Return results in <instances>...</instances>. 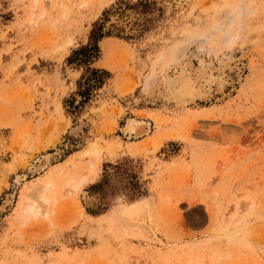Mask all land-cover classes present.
<instances>
[{"label":"rangeland","instance_id":"374dc122","mask_svg":"<svg viewBox=\"0 0 264 264\" xmlns=\"http://www.w3.org/2000/svg\"><path fill=\"white\" fill-rule=\"evenodd\" d=\"M94 26L89 67L109 77L77 108L67 58ZM221 55L223 94L177 105L169 79L217 75ZM129 119L151 133L129 138ZM0 264H264V0H0Z\"/></svg>","mask_w":264,"mask_h":264},{"label":"bare ground","instance_id":"6f19581e","mask_svg":"<svg viewBox=\"0 0 264 264\" xmlns=\"http://www.w3.org/2000/svg\"><path fill=\"white\" fill-rule=\"evenodd\" d=\"M53 1V0H51ZM59 3V2H58ZM57 5V3H55ZM59 5V4H58ZM58 9V8H57ZM239 20V19H238ZM239 25V24H238ZM229 30V29H228ZM229 31H232V30H229ZM228 32V31H227ZM229 34V32L227 33V35ZM232 34V32H231ZM224 36L223 38L225 37H228V36ZM235 36V35H234ZM201 37V36H200ZM204 37V35L202 36V38ZM231 36L229 35V38ZM221 38V37H220ZM228 39V38H227ZM232 39V38H231ZM200 41V40H199ZM225 41V40H224ZM203 42V41H202ZM227 42V41H226ZM193 43V42H192ZM65 44V43H64ZM66 45V44H65ZM219 45V44H218ZM225 44H223L224 46ZM62 46V45H61ZM64 46V45H63ZM220 46V45H219ZM68 48V47H67ZM216 50V48H215ZM181 51V50H180ZM179 51V52H180ZM178 52V53H179ZM182 52V51H181ZM210 52V51H209ZM217 52V51H216ZM220 52V51H219ZM177 53V54H178ZM207 53V52H206ZM175 54V53H173ZM176 54V56H177ZM182 55V54H181ZM172 56V55H171ZM180 56V55H179ZM222 56V55H221ZM175 56H173L174 58ZM185 55H182L181 58H184ZM172 59V58H171ZM175 59V58H174ZM180 60V58H178ZM183 60V59H182ZM176 61V60H175ZM179 62V61H178ZM177 62V63H178ZM186 62V61H185ZM218 62V61H217ZM232 60H231V57L230 56H222V58L219 59V62L217 63L218 64V67H219V71H215L217 73V75H214V69H213V64L212 62L210 63H206L207 65H204L202 66V70H201V73L198 72V74L194 75L193 73V77L192 75H190V73H187V70L185 69L186 68V64L188 65V63L185 64L184 66V60H183V72L181 71V73H179V75L177 76H173L172 78L169 79V85H168V90H169V94L172 98H174V100L177 102V105H184V104H190V103H194L195 101L197 100H203V99H209V97H211V94H212V87L214 86L215 87V92L218 94V93H222L224 91V88L227 86L228 83H232L233 82V78L231 76H229L228 74L232 73ZM182 63V62H181ZM234 63V62H233ZM179 64V63H178ZM189 66V65H188ZM237 66V64L235 65ZM181 67V68H182ZM185 67V68H184ZM217 67V66H216ZM217 67V68H218ZM234 67V66H233ZM215 68V69H217ZM234 70V68H233ZM163 71V70H162ZM190 72V71H188ZM226 72H229L227 73L226 75ZM200 74V75H199ZM199 75V76H197ZM195 76H197L196 78H194ZM200 77V78H199ZM148 84V82H146ZM145 84V85H147ZM165 91V90H164ZM223 94V93H222ZM151 124L149 122H146V121H140V120H136V119H129L125 125V128H123L126 133L129 135V138H133L135 140H139V139H142L143 137H145L146 135H149L151 133ZM125 133V132H124ZM117 143V142H116ZM118 146V145H117ZM95 147L92 146L91 144V153H94V152H98L99 154V151H95ZM96 154V153H94ZM97 155V154H96ZM98 158V157H97ZM43 164L40 165L38 163H36L34 165V169L37 170V171H40L43 169L44 166H46L49 162V157H46L44 160H43ZM36 171V172H37ZM97 173H98V168L94 165H91L90 168L88 169L87 171V174L85 175V177H81L82 180L80 183L78 184H72L73 181L71 183H69L74 189L73 190H77L80 188L82 184V182H93L95 180V178H97ZM51 180V179H50ZM72 180V179H71ZM49 182V181H48ZM40 183V182H39ZM51 182L49 183H44L42 184L39 188L38 187H32L33 189H31L30 191H28L26 194L24 192V198L23 201L21 202L22 203V210L21 212H23V215L21 216H24L23 218L25 217H28L34 213H37L36 211V208L35 206L38 204L39 207H47L48 205V202H49V198L46 197V190L50 189L51 187ZM36 184V182H35ZM62 184V183H61ZM85 184V183H84ZM90 184V183H89ZM35 186H39L38 182H37V185ZM69 186V185H68ZM67 186V187H68ZM83 187V186H82ZM46 192V193H45ZM81 193V192H80ZM84 194V192H83ZM82 194V196H83ZM143 202V201H141ZM140 203V202H139ZM144 206V205H143ZM48 208V207H47ZM137 208V207H136ZM39 212V211H38ZM39 215V213H37ZM120 213L119 211H114L112 213V220H118V218L120 217ZM111 221V220H110ZM112 224V223H111ZM116 225V224H115ZM241 229V228H240ZM240 229H234L231 230L233 231V233H231V235H236L238 233V231ZM228 231V230H226ZM230 232V230H229ZM236 232V234H235ZM230 234V233H228ZM230 235V236H231ZM238 235V234H237ZM229 238H234V236L230 237ZM232 238V239H233ZM232 239H229V240H232ZM236 239V238H234ZM233 241V240H232ZM234 242H238L234 240Z\"/></svg>","mask_w":264,"mask_h":264},{"label":"trees","instance_id":"16d2710c","mask_svg":"<svg viewBox=\"0 0 264 264\" xmlns=\"http://www.w3.org/2000/svg\"><path fill=\"white\" fill-rule=\"evenodd\" d=\"M105 37L107 38L108 36L106 34L105 35L102 34L100 29H96V26H94L89 36V43L86 46H82L79 49L74 50L72 54L69 56V58H67L68 65L77 64L78 67H83V66L85 67L84 73L80 77V80L77 82L79 88L77 96L83 99V101H81V104H79L77 108L87 103L90 100L91 92L100 88L103 85L106 78L109 77L108 72L95 70L89 67L90 64H92L94 61L99 59L100 50L98 47V43L100 42V40H102ZM87 74H90L89 77L87 76ZM82 81L84 82L83 85L85 87H81ZM126 176H127L126 184L134 192L133 197L130 200H134L136 198L143 196L141 187L138 183L136 176H134L133 174L131 175L127 174ZM103 182L104 179L102 182L92 186L91 188H98L102 186Z\"/></svg>","mask_w":264,"mask_h":264},{"label":"crops","instance_id":"0c3cea01","mask_svg":"<svg viewBox=\"0 0 264 264\" xmlns=\"http://www.w3.org/2000/svg\"><path fill=\"white\" fill-rule=\"evenodd\" d=\"M99 64V61L96 63V65H98Z\"/></svg>","mask_w":264,"mask_h":264}]
</instances>
